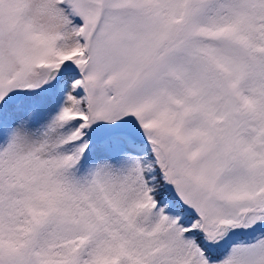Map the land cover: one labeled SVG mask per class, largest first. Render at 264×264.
Here are the masks:
<instances>
[{
  "label": "snow or ice",
  "instance_id": "6c2138e0",
  "mask_svg": "<svg viewBox=\"0 0 264 264\" xmlns=\"http://www.w3.org/2000/svg\"><path fill=\"white\" fill-rule=\"evenodd\" d=\"M0 264H264V0H0Z\"/></svg>",
  "mask_w": 264,
  "mask_h": 264
}]
</instances>
